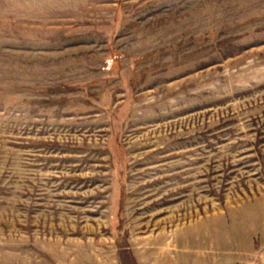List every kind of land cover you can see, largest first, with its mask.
Returning <instances> with one entry per match:
<instances>
[{
	"label": "rangeland",
	"instance_id": "1",
	"mask_svg": "<svg viewBox=\"0 0 264 264\" xmlns=\"http://www.w3.org/2000/svg\"><path fill=\"white\" fill-rule=\"evenodd\" d=\"M0 264H264V0H0Z\"/></svg>",
	"mask_w": 264,
	"mask_h": 264
}]
</instances>
